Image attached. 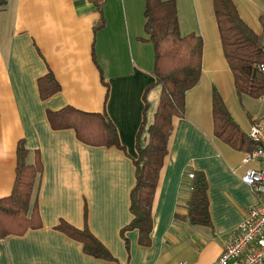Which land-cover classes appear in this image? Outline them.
<instances>
[{"label": "crops", "instance_id": "obj_1", "mask_svg": "<svg viewBox=\"0 0 264 264\" xmlns=\"http://www.w3.org/2000/svg\"><path fill=\"white\" fill-rule=\"evenodd\" d=\"M6 0L0 11V199L15 179L16 147L23 141L28 162L39 152L43 172L34 190L41 228L0 240V264H215L235 236L256 198L240 181L246 152L213 134L212 93L222 98L244 134L264 112L239 96L223 55L212 0H174L179 32L202 40L201 75L185 94V114L174 119L168 155L153 206L151 245L140 247L136 231L127 234L129 253L119 236L129 214L134 186L130 158L116 149L90 147L72 130L53 131L46 111L66 106L106 112L121 143L135 157L134 138L142 119V94L153 83L149 43L144 34V0ZM240 19L261 36L264 0H232ZM103 16L104 25L97 28ZM53 74L60 91L41 100L37 81ZM107 83V88L101 82ZM160 89L148 94V123ZM256 109L258 111H256ZM202 172L208 185L211 226L186 220L190 195L187 174ZM64 220L85 225L114 261L87 256L82 246L55 229Z\"/></svg>", "mask_w": 264, "mask_h": 264}, {"label": "trees", "instance_id": "obj_2", "mask_svg": "<svg viewBox=\"0 0 264 264\" xmlns=\"http://www.w3.org/2000/svg\"><path fill=\"white\" fill-rule=\"evenodd\" d=\"M101 13L102 3L92 0ZM6 0H0V11ZM223 55L232 73L235 91L258 100L264 97V79L256 65L264 62L261 40L264 38V14L260 16L261 36H257L239 17L232 0H212ZM144 34L140 39L151 44L153 51V83L142 94V119L134 138L135 157L127 154L117 128L106 112L88 113L66 106L57 111H46V120L53 131L72 130L76 139L90 147L116 149L127 155L134 168V186L129 193L130 222L120 229L119 236L129 253L127 234L136 231L140 247L151 245L153 229L152 206L159 176L168 155V144L174 119L185 114V94L199 81L201 75L202 40L199 36L179 32L177 7L174 0H144ZM104 25L101 16L97 28ZM107 88V83L101 77ZM159 87L158 104L151 123L147 122L149 92ZM38 93L45 100L60 91L51 73L37 81ZM213 134L215 138L241 151L251 152L254 144L242 133L231 118L220 95L214 90L211 99ZM15 179L10 195L0 199V240L21 236L28 230L41 228V219L34 190L43 172L39 152L28 162L29 151L21 140L16 147ZM190 195L186 204V220L191 225L209 227L208 185L202 172H193ZM68 238L79 243L85 255L95 259L114 261L108 249L85 225L75 228L64 220L55 227Z\"/></svg>", "mask_w": 264, "mask_h": 264}, {"label": "built area", "instance_id": "obj_3", "mask_svg": "<svg viewBox=\"0 0 264 264\" xmlns=\"http://www.w3.org/2000/svg\"><path fill=\"white\" fill-rule=\"evenodd\" d=\"M261 53L264 58V38ZM256 69L264 79V62ZM246 137L254 149L244 154L242 164L256 166L248 168L240 181L255 196L256 204L247 210L234 238L224 246L215 264H264V120L253 123ZM187 179L192 180L193 173L187 174Z\"/></svg>", "mask_w": 264, "mask_h": 264}, {"label": "rangeland", "instance_id": "obj_4", "mask_svg": "<svg viewBox=\"0 0 264 264\" xmlns=\"http://www.w3.org/2000/svg\"><path fill=\"white\" fill-rule=\"evenodd\" d=\"M149 68H153V51L150 43H149ZM254 107L257 109L259 108V111L264 112V103H259V104L255 103ZM257 109L256 111H258ZM146 117L147 119H149V110L147 111Z\"/></svg>", "mask_w": 264, "mask_h": 264}]
</instances>
